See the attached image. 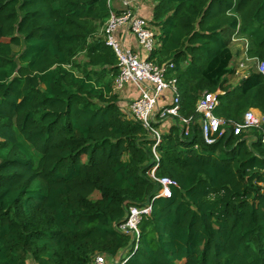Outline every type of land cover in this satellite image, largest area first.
<instances>
[{"label":"trees","instance_id":"obj_1","mask_svg":"<svg viewBox=\"0 0 264 264\" xmlns=\"http://www.w3.org/2000/svg\"><path fill=\"white\" fill-rule=\"evenodd\" d=\"M110 0H0V264H264V144L173 125L153 151L145 126L113 94L118 59L101 34ZM151 59L173 64L182 113L224 92L216 115L264 112V75L230 86L237 32L264 61V0H158ZM19 47V51H14ZM84 55L86 60H81ZM199 145V149H195ZM177 185L171 197H156ZM98 193L99 197L93 196ZM152 206L138 249L118 230Z\"/></svg>","mask_w":264,"mask_h":264},{"label":"built area","instance_id":"obj_2","mask_svg":"<svg viewBox=\"0 0 264 264\" xmlns=\"http://www.w3.org/2000/svg\"><path fill=\"white\" fill-rule=\"evenodd\" d=\"M112 1L110 0L111 4ZM142 1L144 0H120L122 9L120 11L111 9L110 17L102 28L101 34L105 36L106 44L113 49L118 59L119 73L114 80L115 89L120 90L128 84H133L139 92V97L130 103L129 116L141 122L149 130L155 142L153 151L156 158L159 159L156 148L163 140L158 125L167 118L177 120V125L185 138L189 137L193 125L198 124L202 140L209 146L217 143L229 132L235 136L246 134L250 139L255 138L254 133L257 132L264 144V112L250 108L239 122L220 118L216 115V110L220 106V95L224 93L220 90L204 92L196 102L194 115L186 116L182 113L183 106L178 80L176 77L170 76L174 65L159 64L151 59V55L158 45V34L151 23L137 12ZM122 28L126 29V35L131 34L134 37L133 41H127L132 47H125L124 43L119 40L117 33ZM237 37L239 35L236 32L232 37L233 41H236ZM245 50L246 52L249 50L248 42ZM142 51L146 53L147 57H143ZM245 69L247 66L241 62L239 69L235 72L240 74ZM256 69L264 75V61L258 59ZM246 74H243L242 79L248 77L250 73ZM167 91L172 95L170 102L165 100L164 94ZM195 149H199V145H195ZM156 168L151 171V177L162 186L156 197L169 198L172 194V187L177 183L169 177L156 178ZM151 213V205L131 206L124 221L118 227L121 233L131 237L134 243L131 251L135 252L138 249L141 222ZM125 251L124 254L117 256L119 259L115 263L110 262L105 255L97 254L88 264H124L128 259L127 254L130 252Z\"/></svg>","mask_w":264,"mask_h":264},{"label":"crops","instance_id":"obj_3","mask_svg":"<svg viewBox=\"0 0 264 264\" xmlns=\"http://www.w3.org/2000/svg\"><path fill=\"white\" fill-rule=\"evenodd\" d=\"M157 5H158V0H144V1H142V3L139 4V9L137 10V12L140 16L144 17L146 20H148L151 23V25L153 26V28L157 32V34H160L159 29L153 23V21H155L154 20V13H155V9H156ZM111 7L115 11H120L122 9L120 0H113ZM117 36H118L119 40L122 43H124L125 47H127V48H128V46L132 47L131 44L127 43V41L128 42H129V40L133 41L134 37L131 34L126 35V29L125 28L120 29L117 33ZM247 42H248L247 39L239 36L236 38V41H233V39H232V42L229 46V48L233 54V57H234V61L232 64V69L234 70V73L228 77L230 86H236L242 80V76L244 73L249 74L252 69H256L258 59L248 57L247 52L245 50V46H246ZM143 52L144 51H142L143 57H147L146 53H143ZM80 59L86 60L84 55H82L80 57ZM241 62L245 63V65L247 66V69H245L242 72L240 71L241 72L240 74H236L235 71L239 69V64ZM112 87H113V94L118 96V100H119L118 104L120 105L121 109L125 113L129 114L130 103L139 97V92H138L137 88L133 84H128L120 90L115 89L114 85ZM164 95H165V100L167 102H170L172 99L171 93L169 91H167ZM177 124L178 123H177V120L175 118H167L166 120L161 122L158 125V129L162 133L163 138H164V136H166L169 133L171 127L173 125H177ZM118 255H119V253L117 254V256ZM116 257H113V258H116Z\"/></svg>","mask_w":264,"mask_h":264},{"label":"rangeland","instance_id":"obj_4","mask_svg":"<svg viewBox=\"0 0 264 264\" xmlns=\"http://www.w3.org/2000/svg\"><path fill=\"white\" fill-rule=\"evenodd\" d=\"M19 49H20L19 47H14V51H16V52H18ZM248 135H250V134H248ZM93 197H94V198L99 197V194L96 193ZM125 252H126V251H125ZM125 252H124V250H122L118 256L124 254ZM96 254H98V253H96ZM99 254H101V253H99ZM107 259H108L110 262L115 263V262L119 259V257H116V258H109V257H108ZM29 261H30V264H37V263H36L35 261H33L31 258H30Z\"/></svg>","mask_w":264,"mask_h":264}]
</instances>
